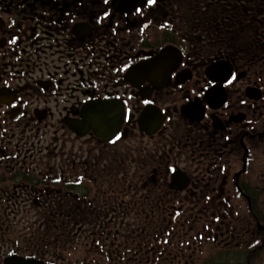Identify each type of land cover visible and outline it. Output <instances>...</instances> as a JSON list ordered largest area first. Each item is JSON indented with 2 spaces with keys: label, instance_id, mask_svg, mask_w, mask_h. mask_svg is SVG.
Returning <instances> with one entry per match:
<instances>
[{
  "label": "flooded vegetation",
  "instance_id": "flooded-vegetation-1",
  "mask_svg": "<svg viewBox=\"0 0 264 264\" xmlns=\"http://www.w3.org/2000/svg\"><path fill=\"white\" fill-rule=\"evenodd\" d=\"M140 4L0 0V264H264V0Z\"/></svg>",
  "mask_w": 264,
  "mask_h": 264
},
{
  "label": "snow or ice",
  "instance_id": "snow-or-ice-1",
  "mask_svg": "<svg viewBox=\"0 0 264 264\" xmlns=\"http://www.w3.org/2000/svg\"><path fill=\"white\" fill-rule=\"evenodd\" d=\"M104 3L109 4L110 0H104ZM157 5H158V0H141L140 7H135L134 11L136 15H140L141 12L144 11L145 6L149 9H152ZM108 15L110 14L105 13L104 18L107 19ZM178 66L181 68L183 67L182 64ZM127 70H128L127 65H125L123 69H120V71H127ZM168 74L172 78L176 77V72L174 69H169ZM217 81H219L221 86L225 89H238V87L241 84V80L237 72L232 71L231 69L225 71L222 69H214L209 67L208 74L204 81L205 86L199 87L196 91L192 93V96L197 97L195 104L193 106L198 109L199 115L202 116L205 120L210 118V116L212 115V109L216 107V97L214 93L217 87ZM181 87L183 86L181 85ZM191 98H192L191 96L188 97L185 102H187V100H190ZM239 102L241 104L245 103L243 99H241ZM0 103H10V101H5L3 97L0 96ZM151 103L152 101L149 99L143 100V104L146 106ZM223 109H229V105L227 103H223ZM222 114H226V113H222ZM131 119H132L131 109H126V110L122 109L120 111L119 118H117L115 114L107 118V121L111 125H113L110 129L111 136L109 137L108 140L109 143L116 144L118 141L121 140L119 125L121 123L128 124L130 123ZM143 119L145 120L146 123H152L154 117L148 111H145ZM224 139L227 140L229 139V137L225 136ZM170 171L175 173L176 169H170ZM174 179L179 183L181 178L179 176H174Z\"/></svg>",
  "mask_w": 264,
  "mask_h": 264
},
{
  "label": "water",
  "instance_id": "water-1",
  "mask_svg": "<svg viewBox=\"0 0 264 264\" xmlns=\"http://www.w3.org/2000/svg\"><path fill=\"white\" fill-rule=\"evenodd\" d=\"M14 258L13 259H10V260H8L7 262H6V264H14ZM29 264L31 263V264H42L41 262H38V261H30V262H28Z\"/></svg>",
  "mask_w": 264,
  "mask_h": 264
}]
</instances>
